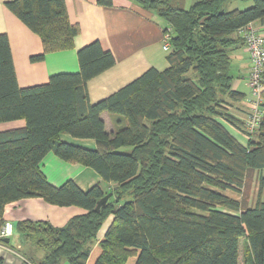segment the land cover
<instances>
[{
  "label": "trees",
  "instance_id": "1",
  "mask_svg": "<svg viewBox=\"0 0 264 264\" xmlns=\"http://www.w3.org/2000/svg\"><path fill=\"white\" fill-rule=\"evenodd\" d=\"M137 1L166 22L167 67L148 69L94 104L86 83L115 65L98 42L77 51L78 72L20 88L8 38L0 34V124L25 122L0 132V227L6 205L40 198L85 213L62 227L16 223L15 231L44 251L37 264H86L90 244L108 218L95 264H126L131 257L134 264H240V257L241 264H264V179L253 207L240 210L237 198L247 170H264V91L261 122L246 135L245 146L223 125L246 134L245 123L227 107L245 98L232 86L231 52L244 47L236 32L264 20V0H240L252 5L228 12L221 10L225 0H196L187 10L163 0ZM5 6L40 38L43 52L31 62L73 49L79 31L68 20L64 0H13ZM102 113L109 115L112 132ZM61 135L92 140L95 148L62 142ZM48 153L92 169L112 187L82 191L72 181L51 185L40 169ZM108 193L107 203L94 212Z\"/></svg>",
  "mask_w": 264,
  "mask_h": 264
},
{
  "label": "crops",
  "instance_id": "2",
  "mask_svg": "<svg viewBox=\"0 0 264 264\" xmlns=\"http://www.w3.org/2000/svg\"><path fill=\"white\" fill-rule=\"evenodd\" d=\"M13 0H0V34L6 35L10 47L17 84L20 88H29L46 84L52 75L76 73L79 70L77 51L82 47L98 42L104 51H110L115 65L86 83L88 99L91 104L97 103L117 92L123 86L140 77L150 68L161 70L167 64V51L162 49V37L166 22L156 11L147 10L137 0H109L110 5H100L98 0H64L68 20L78 28V35L73 40V49L46 54L42 61L31 62L32 56L42 54L40 38L30 31L5 6ZM162 1V0H161ZM170 6L187 10L196 0H163ZM252 3L240 0H225L221 5L223 12L243 10ZM244 8V7H243ZM259 34L264 36V20L251 24ZM235 37L241 39L239 30ZM250 67L249 55L243 46L231 52L230 73L233 77V89L245 95L241 101H231L229 114L240 122L247 117L248 88L247 76ZM107 132L113 131L112 121L107 113H102ZM25 122L17 120L0 124V132L23 128ZM226 130L243 146L248 138L234 126L224 123ZM60 141L85 149H94L95 144L88 139H74L61 135ZM41 172L47 181L59 187L66 181H72L82 191L99 185L103 191L109 190L107 184L88 167L63 162L52 153H48L41 162ZM264 179V170H247L241 194L240 210L253 207L258 198L260 180ZM264 202V187L260 193ZM78 207H58L46 203L40 198L23 199L5 206L3 221L10 222L13 234L0 240V259L2 264H37L44 257V251L35 248L22 234L15 231L19 221H47L54 227L64 226L68 220L84 214ZM108 218L98 230L95 240L90 244L86 264H95L101 253L100 242L109 227ZM243 245L240 242V248ZM131 257L126 264H134ZM60 264H68L61 261Z\"/></svg>",
  "mask_w": 264,
  "mask_h": 264
},
{
  "label": "built area",
  "instance_id": "3",
  "mask_svg": "<svg viewBox=\"0 0 264 264\" xmlns=\"http://www.w3.org/2000/svg\"><path fill=\"white\" fill-rule=\"evenodd\" d=\"M242 38L244 42V48L249 55L250 67L247 76V83L250 90L249 97L247 98V117L244 121L245 135L253 134L262 118L263 103L262 93L264 91V36L258 33V31L251 26V24L245 26L241 30ZM169 29H165L162 37V49L163 51H169L170 45ZM13 234V226L10 222H4L0 227V240L8 238Z\"/></svg>",
  "mask_w": 264,
  "mask_h": 264
},
{
  "label": "water",
  "instance_id": "4",
  "mask_svg": "<svg viewBox=\"0 0 264 264\" xmlns=\"http://www.w3.org/2000/svg\"><path fill=\"white\" fill-rule=\"evenodd\" d=\"M112 196V193H108L105 196H103L100 200L97 201L96 206L94 208V212H99L100 208L103 207L109 198Z\"/></svg>",
  "mask_w": 264,
  "mask_h": 264
},
{
  "label": "rangeland",
  "instance_id": "5",
  "mask_svg": "<svg viewBox=\"0 0 264 264\" xmlns=\"http://www.w3.org/2000/svg\"><path fill=\"white\" fill-rule=\"evenodd\" d=\"M242 2H243V1H242ZM245 6H246V4H245L244 6H242L241 8H242V9L247 8V7H245ZM243 7H244V8H243ZM161 67H163V68H161V70H163V69H165V68L167 67V64H166V65L164 64V65L161 66ZM161 70H160V71H161ZM248 97H249V96H248ZM241 246H242V245H241ZM240 250H242V247L240 248ZM241 258H242V257H240V262H239L240 264L242 263V259H241Z\"/></svg>",
  "mask_w": 264,
  "mask_h": 264
}]
</instances>
